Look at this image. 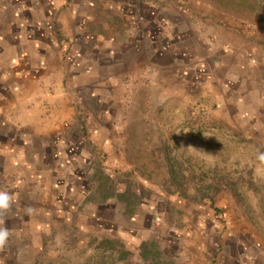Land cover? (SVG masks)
Masks as SVG:
<instances>
[{
  "label": "rangeland",
  "instance_id": "obj_1",
  "mask_svg": "<svg viewBox=\"0 0 264 264\" xmlns=\"http://www.w3.org/2000/svg\"><path fill=\"white\" fill-rule=\"evenodd\" d=\"M3 195L0 264H264V0H0Z\"/></svg>",
  "mask_w": 264,
  "mask_h": 264
},
{
  "label": "clouds",
  "instance_id": "obj_2",
  "mask_svg": "<svg viewBox=\"0 0 264 264\" xmlns=\"http://www.w3.org/2000/svg\"><path fill=\"white\" fill-rule=\"evenodd\" d=\"M8 197L6 195L0 196V204H4L6 206ZM7 233H0V243L6 238Z\"/></svg>",
  "mask_w": 264,
  "mask_h": 264
},
{
  "label": "crops",
  "instance_id": "obj_3",
  "mask_svg": "<svg viewBox=\"0 0 264 264\" xmlns=\"http://www.w3.org/2000/svg\"><path fill=\"white\" fill-rule=\"evenodd\" d=\"M253 98L258 99V98H260V96L259 95H253Z\"/></svg>",
  "mask_w": 264,
  "mask_h": 264
}]
</instances>
